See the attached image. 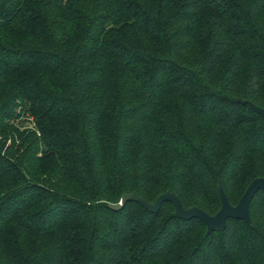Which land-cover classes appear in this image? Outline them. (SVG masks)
I'll return each instance as SVG.
<instances>
[{"label":"trees","instance_id":"1","mask_svg":"<svg viewBox=\"0 0 264 264\" xmlns=\"http://www.w3.org/2000/svg\"><path fill=\"white\" fill-rule=\"evenodd\" d=\"M264 0H0V264H264ZM34 124V127L31 124Z\"/></svg>","mask_w":264,"mask_h":264},{"label":"water","instance_id":"2","mask_svg":"<svg viewBox=\"0 0 264 264\" xmlns=\"http://www.w3.org/2000/svg\"><path fill=\"white\" fill-rule=\"evenodd\" d=\"M238 101L242 104L249 105L252 110L264 116L263 107H260L249 100L238 99ZM260 190L264 191V177L255 178L247 187L238 204L233 205L228 200L223 187L220 186L219 195L221 199V208L214 215L209 214L198 206L186 208L182 200L175 193L170 191L159 195L154 202H149L136 192L126 193L119 203H111L109 206L114 210H120L127 202L135 201L149 208L152 212L157 213L160 211L165 202H172L175 207L176 214L179 217L184 220H191L194 218L202 220L207 226V232L210 233L212 231L224 230L227 226L229 218L241 219L246 223L251 224L252 218L250 205L255 195Z\"/></svg>","mask_w":264,"mask_h":264},{"label":"rangeland","instance_id":"3","mask_svg":"<svg viewBox=\"0 0 264 264\" xmlns=\"http://www.w3.org/2000/svg\"><path fill=\"white\" fill-rule=\"evenodd\" d=\"M31 126L34 127V124L32 123ZM121 200H122V199H121Z\"/></svg>","mask_w":264,"mask_h":264}]
</instances>
